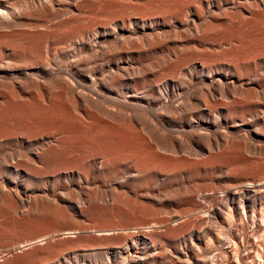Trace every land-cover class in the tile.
<instances>
[{
	"label": "bare ground",
	"instance_id": "obj_1",
	"mask_svg": "<svg viewBox=\"0 0 264 264\" xmlns=\"http://www.w3.org/2000/svg\"><path fill=\"white\" fill-rule=\"evenodd\" d=\"M45 220L0 264H264V0H0V241Z\"/></svg>",
	"mask_w": 264,
	"mask_h": 264
},
{
	"label": "rangeland",
	"instance_id": "obj_2",
	"mask_svg": "<svg viewBox=\"0 0 264 264\" xmlns=\"http://www.w3.org/2000/svg\"><path fill=\"white\" fill-rule=\"evenodd\" d=\"M28 28H24V29H22V30H27ZM117 144V143H116ZM78 155V156H77ZM105 155V156H104ZM64 156H65V158H64ZM62 158H59V160H58V164H60V165H58L57 164V166L59 167H57V170H54L53 172L52 171H49L48 173H47V175H51L52 173H54L55 172V175L58 173V174H60L62 177H60V182L62 181V179H64L66 176H68V175H73V174H75V173H77V172H79L80 171V167H78V166H81V164H85V163H87V164H90V165H96L97 167H98V165L99 166H105L106 165V163H117V159H111V157H113V155L112 156H110V155H108V154H99V153H93V154H78V153H75V154H70V155H64ZM84 158H83V157ZM87 156V157H86ZM98 156V157H97ZM122 156V158H124V156L126 157H128L129 158V156L126 154V155H120V157ZM86 157V158H85ZM116 157V156H115ZM118 157V156H117ZM126 157V158H127ZM110 159V160H112L111 162H110V160H109V162H108V159ZM91 159V160H90ZM81 160H84V161H81ZM87 160H88V162H87ZM107 160V161H106ZM117 160V161H116ZM17 161V160H16ZM66 161V162H65ZM80 161L82 162V163H80ZM86 161V162H85ZM91 161V162H90ZM101 161V162H100ZM84 162V163H83ZM90 162V163H89ZM94 162V163H93ZM104 162V163H103ZM119 162V161H118ZM13 163H15V161H13ZM77 163V164H76ZM123 163V161H121V163L120 164H122ZM75 164V165H74ZM64 165V166H63ZM66 165V166H65ZM77 165V166H76ZM73 166V167H72ZM74 166H76L77 168H78V170H77V168L76 167H74ZM61 167H63V168H61ZM66 167V168H65ZM68 167V168H67ZM62 169H63V171H62ZM59 170V171H58ZM57 171V172H56ZM139 171H137V170H135V172L133 173V175H137V173H138ZM53 175V174H52ZM47 177H49V176H47ZM116 188V187H115ZM78 190V189H77ZM116 190L118 191V192H120L121 193V191H122V193L125 191L126 192V190L125 189H119V188H116ZM124 192V193H125ZM59 193L64 197L63 198V200L65 199V195H63L62 193H64V192H62L61 190L59 191ZM134 193H137V191L135 192L134 191ZM59 195V194H58ZM66 200V199H65ZM29 202V201H28ZM26 203L25 205H26V208L25 209H28L29 207V203ZM45 202H49V201H45ZM69 203H70V205H69V213L71 214V215H73V216H75L78 220L80 219V216L79 215H77V210H78V206L77 205H75V202H73V201H68ZM72 202H73V204H72ZM83 202H84V200H83ZM50 203V202H49ZM66 204H68V203H66ZM101 204H102V202H101ZM109 204H111L110 202H109ZM64 206H66V207H68L67 205H64ZM78 207V208H77ZM80 209V208H79ZM89 218H88V217ZM100 216V215H99ZM95 215H92L91 216V213H88V214H86L85 216H84V220H87V221H89V222H95L96 221V223L98 222V223H100L101 224V222L103 223V224H101V225H107V222H110V217H107L106 215L105 216H100V217H96ZM118 220H117V219ZM139 218H141V217H137V219L139 220H137L136 218H132V221H133V223L135 222V223H141L140 222V220L143 222V221H146L144 218H142V219H139ZM111 219H112V217H111ZM144 219V220H143ZM81 220H82V218H81ZM112 220H116V221H119V220H123L122 218H119V217H113V219ZM137 220V221H136ZM42 221V220H41ZM46 221V222H45ZM44 222H42L43 224H40V225H38L39 226V228H38V226H36V228L34 229H32V230H29V231H25V230H23V231H20V230H14V231H12L11 233H9V235H8V238H7V240L5 239H3V240H1L0 241V247H1V249L0 250H3L4 248V246H8L9 247V244H11L10 246H12V245H15V243L17 242H21L22 240H24V239H32V238H35V237H38V236H42V235H44L45 233L47 234V232H53L54 231V229H55V231L56 230H60L61 229V223H59V224H57V222H53V223H50L48 220H45ZM100 221V222H99ZM115 221V222H116ZM49 222V223H48ZM89 222H87L86 224L88 225H86V224H84V225H86L87 227H90V229L92 228V230H95L96 228H94L95 226H97V225H93V224H90ZM106 223V224H105ZM63 227H62V229H64L66 226H64V224L62 225ZM91 226H93V227H91ZM134 227V226H133ZM18 231V232H17ZM31 231V232H30ZM57 234V235H56ZM55 235H51L49 238H48V240H47V242L48 243H60V242H64V241H72L75 245H77L78 243L81 245V250H80V248L79 249H77V250H75V251H73V252H78V253H82L83 251H86L87 253H88V251H91V249H94V247H93V242L97 239H95V237L93 236V234L91 233V234H89V235H87V237H89V238H87V237H82L81 239H80V237L81 236H83V235H80L79 236V238L78 237H75V238H63V236H61V235H59L60 233H56ZM92 235V236H91ZM9 237H11V238H9ZM93 237H94V239H93ZM69 239V240H68ZM73 239V240H72ZM78 239H79V241H78ZM63 240V241H62ZM94 240V241H93ZM7 242V243H6ZM16 243V244H17ZM7 244V245H6ZM85 245H87V246H85ZM45 246H47V244L45 245ZM44 246V247H45ZM89 246V247H88ZM38 247V246H37ZM37 247H33L32 249L30 248L28 251L26 250V251H23L25 254L26 253H29V252H31L32 250H35ZM43 247V246H42ZM3 248V249H2ZM82 249H84V250H82ZM87 249V250H86ZM23 252H22V254H23ZM66 253H67V251H65ZM64 252V253H65ZM68 253H70V251H68ZM68 253H67V255H68ZM90 253V252H89ZM13 254V253H12ZM11 254V255H12ZM17 255H21V253H17L16 255L15 254H13V256H11L9 259H11L12 257H14V256H17ZM8 259H5L4 261H7ZM36 260H38V262H39V260L41 261L42 260V258H36V259H34L33 261H31V262H27L28 264H38V262L36 261ZM27 263H25V264H27Z\"/></svg>",
	"mask_w": 264,
	"mask_h": 264
}]
</instances>
